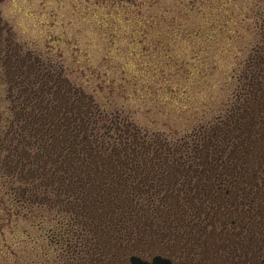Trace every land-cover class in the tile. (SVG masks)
Here are the masks:
<instances>
[{"label":"trees","instance_id":"16d2710c","mask_svg":"<svg viewBox=\"0 0 264 264\" xmlns=\"http://www.w3.org/2000/svg\"><path fill=\"white\" fill-rule=\"evenodd\" d=\"M2 43L12 119L2 130L0 116V173L23 209L42 213L58 264H131L133 255L163 253L201 263L205 245L216 258L222 250L238 258L233 264H264V223L248 230L231 211L242 129L182 140L150 133L102 110L62 65ZM263 64L264 53L248 80L254 95L264 92ZM246 114L234 121L256 128ZM247 230L259 239L244 241Z\"/></svg>","mask_w":264,"mask_h":264},{"label":"rangeland","instance_id":"374dc122","mask_svg":"<svg viewBox=\"0 0 264 264\" xmlns=\"http://www.w3.org/2000/svg\"><path fill=\"white\" fill-rule=\"evenodd\" d=\"M0 11L3 45L11 38L25 54L62 65L102 110L118 112L150 133L182 140L229 124L243 133L248 126L239 127L236 115L252 119L264 108V92L254 95L248 82L264 53V0H4ZM263 73L264 67L256 75ZM9 98L0 63L2 130L12 119ZM259 141L238 153L249 173L231 194L239 198L230 210L235 218L244 216L247 227L264 223V171L256 174L264 137ZM4 182L0 173V264H58L60 250L39 226L42 213L23 209ZM240 230L236 226L232 233ZM248 230L242 236L251 243L258 237ZM204 249L201 263L196 254L192 261L184 253L162 255L174 264L239 261L223 250L216 258L211 245Z\"/></svg>","mask_w":264,"mask_h":264},{"label":"flooded vegetation","instance_id":"af4514ba","mask_svg":"<svg viewBox=\"0 0 264 264\" xmlns=\"http://www.w3.org/2000/svg\"><path fill=\"white\" fill-rule=\"evenodd\" d=\"M3 1L4 0H0V3H3ZM2 23H3V18L1 15V11H0V24H2ZM2 36L3 35H2V31H1L0 32V40L1 41H2ZM9 40H10V42H8ZM5 41H7V43L10 45V47H12L14 45L13 43H15L11 38H7ZM3 67H4V65H3ZM253 123H254L255 127H259V128L261 127L263 129V132L259 131V129H257V128H252L251 130H246L242 133V135L239 137V140L241 139L240 144H242V146L246 152H247L248 148H250V146L257 145L258 143H263L259 140H261V138L264 137V108H262V110H260L258 112V114L254 115V122ZM235 164H236L235 165L236 168L237 167L239 168L240 165H242V167L240 169L242 170L243 174L241 176H244V175H246V173H249L246 170V167H244V164L242 163L240 158L237 160V162L235 161ZM245 171H246V173H245ZM261 171H264V160L259 164V170L256 172L257 176L259 175L258 172H261ZM231 194H232V190H231ZM238 198H239V196H237V197L234 196V199L236 200V202H237ZM236 206H237V203L233 205V207H236Z\"/></svg>","mask_w":264,"mask_h":264},{"label":"water","instance_id":"95a60500","mask_svg":"<svg viewBox=\"0 0 264 264\" xmlns=\"http://www.w3.org/2000/svg\"><path fill=\"white\" fill-rule=\"evenodd\" d=\"M131 264H174V261L167 256L158 254L153 256L151 259H146L138 255L130 257Z\"/></svg>","mask_w":264,"mask_h":264}]
</instances>
